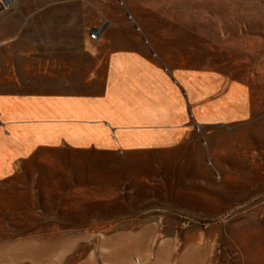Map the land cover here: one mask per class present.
Wrapping results in <instances>:
<instances>
[{"label": "crops", "instance_id": "crops-1", "mask_svg": "<svg viewBox=\"0 0 264 264\" xmlns=\"http://www.w3.org/2000/svg\"><path fill=\"white\" fill-rule=\"evenodd\" d=\"M70 1L81 0H19L0 13V50L28 49L8 50L25 59L3 63H71L85 71L82 57H38V48L70 47L63 20ZM84 23L78 46H96L102 31L87 39ZM92 60L82 90L0 91V264H134L135 257L142 264H245L243 250L214 238L185 240L176 250V234L150 259L156 224L128 211L149 194L134 186L130 161L185 155L198 146L199 131L245 118V85L212 69L167 66L143 50ZM148 165L139 170L143 184L150 183ZM101 241H110L108 254ZM254 261L264 264V256Z\"/></svg>", "mask_w": 264, "mask_h": 264}, {"label": "rangeland", "instance_id": "rangeland-1", "mask_svg": "<svg viewBox=\"0 0 264 264\" xmlns=\"http://www.w3.org/2000/svg\"><path fill=\"white\" fill-rule=\"evenodd\" d=\"M65 7L70 47L38 48V57H82L85 71L73 70L77 65L71 63L4 64L5 58L25 59L8 56V50L28 49H1L0 91L82 90L92 58L131 49L167 66L212 69L225 82L243 83L245 118L199 131L198 146L185 155L130 161L134 186L149 194L139 193V205L128 211L156 224L150 259L164 237L176 234V250L185 240L214 238L219 247L243 250L245 264H259L254 255L264 256V0H81ZM83 20L87 39L93 27L102 31L96 46H78ZM144 164H150L149 184L141 180ZM101 242L108 254L110 241ZM133 263L142 260L135 257Z\"/></svg>", "mask_w": 264, "mask_h": 264}, {"label": "built area", "instance_id": "built-area-1", "mask_svg": "<svg viewBox=\"0 0 264 264\" xmlns=\"http://www.w3.org/2000/svg\"><path fill=\"white\" fill-rule=\"evenodd\" d=\"M19 0H0V13H7L18 4ZM100 29L93 27L89 33V37L96 40L99 37ZM139 263L138 261H136Z\"/></svg>", "mask_w": 264, "mask_h": 264}]
</instances>
